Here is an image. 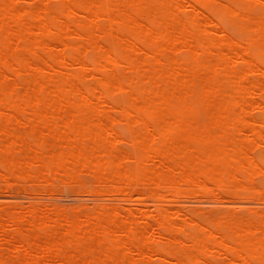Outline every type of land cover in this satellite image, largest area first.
I'll list each match as a JSON object with an SVG mask.
<instances>
[{"label":"bare ground","instance_id":"6f19581e","mask_svg":"<svg viewBox=\"0 0 264 264\" xmlns=\"http://www.w3.org/2000/svg\"><path fill=\"white\" fill-rule=\"evenodd\" d=\"M0 182V264H264V0H0Z\"/></svg>","mask_w":264,"mask_h":264},{"label":"rangeland","instance_id":"374dc122","mask_svg":"<svg viewBox=\"0 0 264 264\" xmlns=\"http://www.w3.org/2000/svg\"><path fill=\"white\" fill-rule=\"evenodd\" d=\"M115 130L118 131V132H123V133L126 132V128L122 124H117L115 126ZM17 131L18 132H23L24 130L21 127H19L17 129ZM125 147H126V149H131L132 150V148L129 146V144H124L123 148H125ZM83 182H84V185L76 184V183H71L69 185H65L61 180L60 181L59 180L56 181L53 186H49L51 192L50 193L49 192H44V195L41 196V199H40L41 200L40 201L41 204L40 205H43V203L46 202L44 204L47 205L48 208L53 209L56 212L66 213L70 217H74L75 214L80 212V211H82V212L90 211L95 206L94 201L96 202V200L93 197H91L90 195H88L86 193V190L89 187H90L89 189H91V187L93 185V181H92V179L90 177H88V176L86 177L85 176ZM63 188L66 189V193H64ZM26 191H27L26 189H22L20 191H17L15 188H12V189H7L5 187L0 188V195H1L0 198L4 199L3 201H0V202L4 203V205H5V210L4 211L13 210L15 207H17V205H21L24 208V210H27L29 207L36 206V204L31 203V201L28 199L30 194H29V191H27V192ZM24 192H26L27 194L24 193ZM22 197L23 198H27L30 202H27L28 201L27 199H25L26 200V202H25V200ZM88 197H90V198H88ZM10 198L13 201L14 200L15 201L13 202ZM14 198L18 199V201H16V199H14ZM19 198H21V199H19ZM6 199H9L8 202H7ZM43 199H44V202H43ZM59 199H61V200H59ZM0 200H2V199H0ZM49 200H50V202H49ZM85 200H86V203L88 202V204L85 203ZM56 201H58V202H56ZM91 201H93L94 204ZM180 201L182 202V204L183 203H187V205L185 204L182 207H186V208L190 207L189 206L190 202L193 203V204H191V206L193 205L192 207H197L196 205H194L196 199H185V198L183 199V198H181ZM181 202H180V204L178 203L177 207H180L182 205ZM90 203H92V204H90ZM188 203H189V205H188ZM148 205H150V202H148ZM58 206H60V208ZM219 210H220V207H218V206H216V207H213V206L211 207L210 206L209 207L207 205V206L204 207L202 212L204 214V217H209V216L215 215V213L219 212ZM238 211L239 210H237V212ZM71 212H73V213H71ZM186 237H187V235H183V238H186ZM4 251L8 252L7 249H5Z\"/></svg>","mask_w":264,"mask_h":264}]
</instances>
